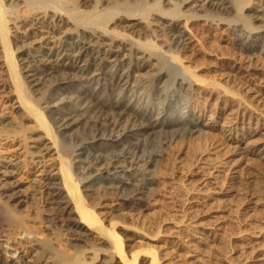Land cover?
<instances>
[{
	"label": "bare ground",
	"instance_id": "obj_1",
	"mask_svg": "<svg viewBox=\"0 0 264 264\" xmlns=\"http://www.w3.org/2000/svg\"><path fill=\"white\" fill-rule=\"evenodd\" d=\"M197 23L225 27L241 62L264 56V0H0V146L15 138L25 151L0 152V264H86L85 245L92 264L153 254L129 259L101 205L147 208L161 159L145 158L148 145L214 127L194 98L201 81L182 64L196 53ZM251 66L233 70L247 79ZM263 126L230 140L241 148ZM35 222L69 239L45 240ZM19 234L34 261L12 245Z\"/></svg>",
	"mask_w": 264,
	"mask_h": 264
},
{
	"label": "rangeland",
	"instance_id": "obj_2",
	"mask_svg": "<svg viewBox=\"0 0 264 264\" xmlns=\"http://www.w3.org/2000/svg\"><path fill=\"white\" fill-rule=\"evenodd\" d=\"M197 24L190 26L196 53L183 56L182 64L201 81L194 98L205 111L203 125L214 127L193 136L185 131L162 138L170 142L167 149L148 145L147 160H152V152L161 155L159 167L154 168L159 178L157 195L136 213L113 212L116 204L105 199L104 227L116 223L112 231L123 240L129 259L139 251H150L159 264H264V129L241 148L230 140L260 131L264 125V56L251 60L252 75L246 79L233 70L250 64L240 61V51L228 40L232 39L229 31ZM228 107L229 112L222 110ZM14 139L3 143L0 152L10 149L6 156L18 158L25 151L11 144H17ZM247 145L251 152L242 149ZM22 210L27 217L34 211ZM35 224L41 228L38 236L45 240L53 242L57 234L63 241L69 239L66 229L46 230L45 223ZM92 238L91 244L100 246ZM12 245L28 262L34 261L27 256L29 242L20 234ZM91 249L86 245L83 249L88 250L86 264H92ZM153 254L141 253L138 264H153ZM121 260L118 255L114 262L122 264Z\"/></svg>",
	"mask_w": 264,
	"mask_h": 264
}]
</instances>
